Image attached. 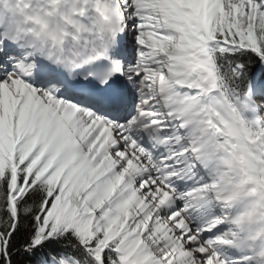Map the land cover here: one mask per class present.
Wrapping results in <instances>:
<instances>
[{"label": "snow or ice", "instance_id": "obj_1", "mask_svg": "<svg viewBox=\"0 0 264 264\" xmlns=\"http://www.w3.org/2000/svg\"><path fill=\"white\" fill-rule=\"evenodd\" d=\"M109 9L72 67L0 17V264H264V0Z\"/></svg>", "mask_w": 264, "mask_h": 264}, {"label": "clouds", "instance_id": "obj_2", "mask_svg": "<svg viewBox=\"0 0 264 264\" xmlns=\"http://www.w3.org/2000/svg\"><path fill=\"white\" fill-rule=\"evenodd\" d=\"M83 11V14H81ZM0 17L11 19L22 44L29 51H43L45 56L60 59L68 67L80 63L98 48L110 33L112 19L109 0H0ZM231 164L222 183L231 192L246 169L237 156L227 157ZM251 191V189H249ZM264 226V216L253 218V227Z\"/></svg>", "mask_w": 264, "mask_h": 264}, {"label": "bare ground", "instance_id": "obj_3", "mask_svg": "<svg viewBox=\"0 0 264 264\" xmlns=\"http://www.w3.org/2000/svg\"><path fill=\"white\" fill-rule=\"evenodd\" d=\"M185 190H190V188L189 189H185ZM211 211H212L213 214H217V215L218 214H222V212H223V210L220 209L219 207H218V209H217V207L212 208ZM235 211L236 210H234V212ZM197 215H199V214L197 213ZM228 230H229V228L227 226H221V229L219 231H216L214 235L210 236V238L215 239L217 236H222ZM262 248H264V241L257 242L256 245L254 246V248L251 251H247L245 253H241V255L238 256V257H235L237 255V252H238L235 249H231V248H228V247H222L220 249V251L222 252V254L225 257L228 258L229 262H231V261H240V260H242L244 255L258 256V254H259V252L261 251ZM231 257H233L232 260H231Z\"/></svg>", "mask_w": 264, "mask_h": 264}]
</instances>
